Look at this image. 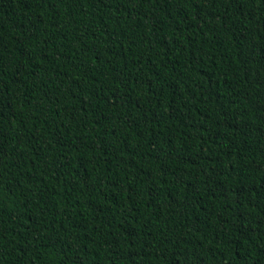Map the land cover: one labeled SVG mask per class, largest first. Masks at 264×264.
<instances>
[{"label":"trees","instance_id":"16d2710c","mask_svg":"<svg viewBox=\"0 0 264 264\" xmlns=\"http://www.w3.org/2000/svg\"><path fill=\"white\" fill-rule=\"evenodd\" d=\"M0 264H264V0H0Z\"/></svg>","mask_w":264,"mask_h":264}]
</instances>
